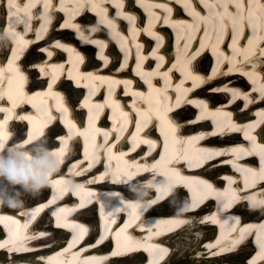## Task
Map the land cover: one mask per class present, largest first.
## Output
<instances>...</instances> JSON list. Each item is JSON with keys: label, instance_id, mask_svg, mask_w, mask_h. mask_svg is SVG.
I'll return each mask as SVG.
<instances>
[{"label": "bare ground", "instance_id": "bare-ground-1", "mask_svg": "<svg viewBox=\"0 0 264 264\" xmlns=\"http://www.w3.org/2000/svg\"><path fill=\"white\" fill-rule=\"evenodd\" d=\"M74 1L80 0H51L49 8L69 9L71 11L70 17L73 19L75 14H81V12H74V10L80 8L79 5L74 6ZM101 1L104 6L97 3L99 9H109L111 4L113 6L119 5L118 3L121 0ZM187 1L188 6L190 7L189 9L193 15L188 13L190 16H179L181 17L180 19L173 16H165L166 9L170 8L172 10L171 12H176L174 10V5H178L179 3L184 5L185 0H163L159 4H150L149 8H157V12L160 14L157 22L164 25L175 26V29L179 31V37H182L183 39L187 38V35L185 34L186 32H188V34L195 32V34H192L195 38L202 35V39L203 36L210 37L212 34H215L216 37L220 39V45L225 44L228 47L236 49L234 52L236 56L235 62L239 71L246 70L245 72H249L250 74L260 73L263 75L260 65L264 63V46L263 44H260V40L262 39L264 41V0ZM14 2L11 0H0V22L5 18V24L0 23V136H2L0 140H3L4 142L3 148H0V155L4 156L3 153L10 155V152H16L21 156L26 157L28 160L42 154L43 151L63 152L61 159H66L71 155L69 161L66 162H69V165L66 166L68 174L70 173L69 176H65L64 173H61L58 177H55L54 172L50 176L51 178H55L50 181L56 182L59 180H68L71 184L78 185V191H73L70 187L66 188V191H68L67 195L70 196L71 194L82 201L80 205L82 208L81 210L85 208L88 211H94L96 208L92 203L101 198L99 192L103 189H99V187L106 185L105 191H110L112 187L111 183L115 178L119 177V179L115 180L122 181H127L129 177L131 178V174L126 173V170L131 168L130 163L133 165L132 168H134V172L142 173V176H144V170L148 168L166 174L169 179H171L168 187L163 184L164 179L159 180V178H156L153 180L156 188H163V196L165 198L172 195L175 190L185 188L186 185L183 178L189 180V191L192 192L191 196L193 198L194 195L200 194L206 196L210 190H216L218 187L219 189H223L225 184L220 183V185L218 183L220 178L219 175L221 173L220 171L221 169H225V166H221L222 164L225 162H231L237 166L239 171L245 166L246 168L242 170L244 173L247 168L251 169L250 164L255 157L246 158L244 163L238 162L237 149L241 148L245 153H257V157H261L263 162L260 170L262 172L251 170L249 175L247 174V176L250 177V182H252V187H256V189L248 191L243 188V191H246L244 199H250L249 201H253V203L257 204H264V183L257 184L260 181H264V132H261L264 129V124L260 125L264 122V107L258 110V113L263 114L259 116L261 121H250L246 118L249 115H254L250 109H240L238 104L235 107L222 105L221 100L224 88L229 90L230 88L227 86H230L232 83L230 77L224 76V71L213 78H206L204 76H198L197 79L188 78V80H190L187 84L189 93L194 91L195 88L196 92L188 95L186 97L187 101L173 104L172 95L166 93L165 89L157 88L156 92L149 89L145 92L144 89H142L141 84L139 82L137 83V78L130 75L128 64H119L118 66H115L114 64L116 63L117 56H115V54H113L114 56L108 54L106 50L104 51V47L108 44L104 36V38L98 36H95V38H89L91 34L98 33L101 30L99 27H108L109 20L106 19V16L101 15L97 19L96 24L90 26L83 23L80 26H77L81 21L80 17L75 20H70L68 23L64 22L63 25L54 27H52L53 25L51 23H45V29L38 32L39 28L44 27V20L42 21L40 18L38 20L34 19L39 11V9H35L36 5H34V2L39 3V1L21 0V5L17 11L15 10L17 3ZM130 3L136 4L134 0H131ZM69 5H72V7ZM5 6L10 8L8 9L7 14L4 13ZM31 7L34 9L32 13L29 12ZM136 7L138 6L136 5ZM52 11L54 10L49 12ZM56 14L57 13H49L48 19L55 18ZM15 17H17V19H13ZM187 18H190V20ZM86 19H90V17H86ZM64 25L68 26L67 28L69 30L71 27H76L77 30L80 31L79 33L83 36V43L78 51L72 52L74 51L72 47L75 45V42H73L69 36H66V33L70 32H65ZM232 25L234 26L231 27ZM224 26L227 27V30H225ZM252 26L253 28H251ZM22 28L25 29L27 33L33 31V35L26 34L23 36ZM47 28L50 30V35L43 38L39 44L34 45V41L42 38L41 34L46 32ZM139 28L140 27L137 26V29ZM247 29L252 32L255 31V36L250 38ZM221 30L228 34L221 38V35L219 36L218 34ZM58 31H60V33L57 35ZM18 32L22 35L18 42H14L12 46L7 45V38L3 35L8 36V38H14V33ZM123 32V41L118 43V48L122 50V53L119 56L121 62L123 59L125 60L128 56H131L133 52H136V49H134L136 42H150L144 33H140L136 41L130 42V36L129 33H127V30L123 29ZM114 34L111 35V38L113 39L116 38ZM163 35L167 39L170 38V35L166 30H163ZM241 35L245 36L244 40H242ZM87 41H90L92 45L95 41H100L102 44V48L96 52L95 58L92 57L94 48L92 45L86 46ZM238 41L241 42L238 43ZM28 47L31 48V54L27 53L25 56H22L23 52ZM7 48L11 50H8ZM61 48L64 51L62 54L63 57L58 56V52ZM40 50L45 52L46 56H41ZM35 52L40 54V56L35 60L33 59V62H31L30 57ZM110 52H114L113 48H111ZM147 52H158L157 55L164 58V61L167 62L161 64L156 63V71L160 69L161 71L163 70L166 72L170 67H172V69H177V66H179L180 63L175 64L174 60H171L170 52L165 50V46L160 49L159 46L153 44L149 46L147 50L143 46L141 57L145 58V69L140 65V59H138L137 68H135L134 71L135 74L138 75V79L145 77L148 79V83L151 82L149 85L155 87V85H159L158 80L154 79L156 76L153 78V75H148V73L152 72L149 70L152 65H154V61H152L150 56L146 54ZM212 55L217 57L218 53L213 52ZM64 56H68L66 61H64ZM208 57V52H203L198 60L193 63L199 64L202 67L206 66V60ZM57 68L58 71L55 72V69ZM230 69L234 68L230 66ZM227 71L228 70L225 69V73ZM11 72H17V76H11ZM144 72L147 73L144 74ZM175 73L176 72L173 71V73L168 75L170 82L175 79ZM47 75H49V77L46 78L45 76ZM64 77H68L69 80H66V78L63 79ZM70 80L78 83L80 87L88 84L86 89L92 87L97 94L95 96H90L87 93L85 94L84 89L74 88L70 83ZM90 82L93 83L89 84ZM225 82L228 85H223ZM239 83L241 84L242 81ZM261 83H264V79ZM18 84H20L21 88H18ZM172 85H174V83H169L167 86L164 85V87L174 89ZM200 86L202 87L200 88ZM119 88H123V94L125 96L120 94ZM102 89L106 90L105 96H102ZM23 90H27L24 96H22ZM127 95H131L132 98L130 99L129 97H126ZM164 95L168 96L167 106L157 102ZM206 95L213 101L207 102L208 99L205 97ZM156 98L157 101L155 100ZM4 99L6 100V103L3 101ZM196 103L201 104L198 109V114L196 116L192 115V117L190 116L191 114L186 115L187 110L190 111V113L193 112V109L189 107L188 104H194L196 106ZM25 105L30 106L31 111H26L24 109ZM100 106L101 108L99 109ZM203 107L204 109L202 110L201 108ZM93 109H96V111L92 112ZM242 109L244 113L238 114V116L232 115L233 112L241 111ZM41 110L44 115L45 111L48 112L47 117L49 118L52 117V113H61L60 117L55 114V117L61 121V124L56 122L53 125L50 124L49 128L45 131H39L42 125H47V121L43 120V122L41 120ZM83 110L86 111V116L88 114L86 121L83 120ZM34 112H36V115H34ZM1 113L4 115L3 119ZM103 114L104 118L109 119V125L105 122L102 123L99 121V117ZM24 115L31 116L27 139L15 142L11 137V140H9L11 131L9 127L14 123L13 127L17 129L16 124L24 117ZM205 118L210 120L209 125L206 123V120H204ZM197 121H200L198 125L195 124ZM35 122H40V124L33 129ZM84 123L85 125H83ZM149 125H151V127L145 133H141L144 129L148 128ZM153 126L158 129V135L156 137H152L150 134L148 135ZM62 129L70 131V134L68 133L61 137L62 133H60V131ZM17 131L16 137L19 138V129H17ZM237 132H240L243 137L247 134L251 138L256 137L258 141L255 144L256 148L254 146L251 148L249 144H239L237 135L235 134ZM208 135L218 137L226 136L231 139L232 142L237 143V147L230 149L227 145V148H224L221 146L222 142L214 143L215 146L211 149L212 152L207 158H205V161L214 158L216 164H213V167L208 171V175H205V173L200 170H191L190 166H194L199 162H204L201 153H205L202 150L206 148L205 139ZM52 136L55 137V139H58L60 142L59 145L52 146L54 145L53 143L52 145H49L50 142L53 141L50 138ZM76 138L85 142L82 156L85 157L84 159L86 160V163L83 162V160L74 161L77 159V156H72L76 155V152L74 151L67 150L68 153H66L65 149L61 152L62 149L66 148V144L69 143L71 139ZM260 139H262V141H260ZM126 140L133 141L129 150H127L128 146H126ZM140 143L156 150L160 148V143H163L164 149L169 147L172 151L178 152L168 156L162 154L160 159L154 161L155 158H148L147 155L150 150L146 147V153L142 157L134 159L135 156L144 152V147H138L135 149L136 145ZM229 151L232 153V156L225 159V157L229 156ZM221 154L224 158L220 157ZM170 158H173V160L172 163L169 164ZM224 159L225 161H223ZM66 163L62 162V166ZM101 164L103 168L102 172H99L98 165ZM227 170L228 168H226V171ZM113 172L117 177H112L113 180L111 179L105 183L109 174ZM77 174H84L82 177L85 178V181L76 182L73 177ZM241 175L246 177L243 173H241ZM148 177L149 176L147 175L144 176V178ZM226 177L230 178L228 188L236 189V184L232 185V183L238 178L232 173L229 174V176L226 175ZM208 180L211 181L209 182L210 185L203 182ZM4 183L5 189L3 185ZM92 183L100 184L95 186ZM145 184L153 186L149 181H145ZM19 185L20 184L10 181L6 176L0 175V208L2 205L6 204L9 194L19 187ZM69 189H71L70 192ZM94 189H98L99 192H94L92 195L88 194L89 191H93ZM142 189V195L138 194L136 189H130L128 200L134 208H127L126 211H122L118 213L117 216H114V218H117L118 225H123L120 228L116 227L114 232L111 230L114 226V218L109 215V212H112L116 203L109 201L108 199L110 198L96 202V204L101 206V208L98 209V213H102V222L107 228L106 233H114L112 239L115 243V250L114 253H110V256L123 255L124 257L120 259H126L128 253H131L134 250L137 251L141 248L143 252L146 253L148 260L139 255L128 257V259L134 257L143 258H138L139 260L134 264H188L197 259L198 261L192 264H219L218 260H208V258H212V252L214 251L212 248L219 246L217 248L219 253H223V255L226 256L222 261L225 259L229 260V262L224 261L220 264H241L239 263L241 260V254H243L246 248L253 249L254 247L251 245L252 241L256 246H259L260 251L253 256L252 254L245 256V258H248L246 264H264V221L258 222V220L254 221V219H252L245 224L240 220V217L242 218V216L239 214H230L229 212L232 211L225 212L223 210H219L218 213L212 214L209 217L206 216L207 220L212 224L216 222L217 225L222 228L218 227V234L215 232L213 235H200V238L207 237L205 239V250L198 251L196 255L193 256L192 253L199 250V248L192 249L193 251L191 253L189 251L192 255L191 258L186 256L181 260L180 258H182V256L177 257L178 250L173 248L174 245L172 246L174 235L177 238L178 235L183 234L187 230H196L197 228L196 224H190L191 227L184 226L182 228L183 230L181 228L176 229L184 224H188L185 215L178 214L180 212L178 211V208L184 202L179 203L171 209L163 210L164 213L162 216L159 210L155 208L156 206L152 205L157 202V200H154L153 194L150 193L151 188L149 186H142ZM29 191L30 189H28V192ZM197 192H200V194H196ZM65 195L66 192L64 191L60 194V197H64ZM179 195L181 194L175 193L170 198H176ZM21 196L22 194L18 195L19 201L22 199ZM181 196L182 201H185V197L183 195ZM26 197L24 196L23 198L24 203L17 201L16 204L18 206L13 208V210L23 209L21 213L28 218L25 225L21 226L22 230L18 229V224H14V227L13 224L5 225L9 228V242L17 247L20 246L29 249V241L40 239L50 234L52 235V232H47V229L43 228L45 224L36 227L40 222L38 221L33 230L27 228V234H24V228L30 226L33 223V219L46 208V205L42 204L44 198H36L38 199L37 202L34 204H28L27 202H30L31 200H26ZM142 197L143 202L138 206V202ZM214 198L221 199L220 201L225 203L221 208H225L231 202L234 203V199L230 197L225 198L214 194ZM240 198L241 197L238 199ZM168 201L169 200L161 203V206ZM199 202L200 201H197L194 205L199 204ZM126 203L128 202L126 201ZM74 205H77L76 201H74ZM117 207L118 204L116 208ZM146 208L149 209L147 213L144 214ZM64 209L67 213L69 212V206L65 205ZM153 209L155 212H151ZM174 209L177 210L173 211ZM45 210L48 213L51 211L49 208ZM206 211L209 210L207 209ZM63 216L64 215L60 214L56 219H63L64 221H62V225L69 227L73 232L76 228H80L81 234L87 230V223L85 220L78 223L75 222L74 217L69 221L68 219L65 220ZM206 217H204V219ZM258 217L259 212L257 215H254V218L258 219ZM4 218H7V216ZM9 220L12 221L13 217ZM15 220L17 223L21 222V218H16ZM44 220L45 219H43V222L41 223H46ZM89 222L92 223V220ZM88 227L92 228L94 226L88 224ZM170 231L173 232L168 235ZM233 233L237 235L234 236ZM22 235H25L24 237L26 238V241L20 243L19 238ZM160 235L166 236L165 240L160 241L157 239ZM125 236L128 238H125ZM109 239L110 238L106 240L104 247L100 248V250L96 247V243H93L89 244L87 248H80L81 245H79L71 251H68V249L64 247V244L56 247L63 242V236L58 234L53 240L48 242L50 243L49 247H51V250H45L41 255L46 259V262L56 264V261H59L58 264H60L62 261L69 259L70 255L77 254L78 251L82 253L84 250L86 251L84 255L77 256L76 259L69 260L63 264H99L105 257L108 263L111 260V264H115L116 259L108 258L109 255L107 249L110 248ZM6 240L7 238H5L4 241ZM78 240L79 238H75L73 242L75 243ZM99 240H102V236H99ZM243 241L245 246H242ZM44 243V241L41 242V244ZM195 245H197V243ZM229 247L231 248L228 250ZM235 247H237L238 251L234 254L229 253L232 252ZM58 249H61V251H56ZM185 254L190 255L188 253ZM200 256H202V259H200ZM171 258L173 259L172 261ZM1 259L2 258H0V260ZM23 261H11L7 264H30ZM0 264L6 263L0 261Z\"/></svg>", "mask_w": 264, "mask_h": 264}, {"label": "clouds", "instance_id": "clouds-1", "mask_svg": "<svg viewBox=\"0 0 264 264\" xmlns=\"http://www.w3.org/2000/svg\"><path fill=\"white\" fill-rule=\"evenodd\" d=\"M3 146V140H0V148ZM61 155L60 152L43 151L42 154L33 157L31 160L16 152H10L8 157L0 155V175L6 176L13 183L22 184L26 189L39 192L50 183V175L60 167ZM68 187L72 188L73 191L79 190L78 185L68 182L65 188L57 189V198ZM17 206L16 202L9 201V207L15 208ZM193 207L194 205H188L183 211L191 210ZM252 207H256V205L253 204Z\"/></svg>", "mask_w": 264, "mask_h": 264}, {"label": "rangeland", "instance_id": "rangeland-1", "mask_svg": "<svg viewBox=\"0 0 264 264\" xmlns=\"http://www.w3.org/2000/svg\"><path fill=\"white\" fill-rule=\"evenodd\" d=\"M70 31V30H69ZM40 56V54H38L37 52H35L31 57H30V61L33 62V59L35 60L36 58H38ZM41 56H43V52L41 51ZM45 56H46V53H45ZM202 110L204 109L201 108ZM183 114V113H182ZM191 114L190 111H186V115H189ZM34 115H36V112H34ZM29 117V118H28ZM30 118L31 116L30 115H24V117L22 119H20L18 121V123L16 124L17 125V129H19V135L20 137L22 136L23 134V128H26V133H28L29 131V123H30ZM29 125V126H28ZM23 128H22V127ZM28 126V127H27ZM19 127V128H18ZM14 128V127H13ZM17 129L14 128V131L15 132H18ZM24 137V136H23ZM51 140L52 138L55 139V137H50ZM67 138V137H65ZM20 187V188H19ZM19 187H17L13 192H11L7 198V201H6V208L9 209V201H14L17 203L18 200V195L22 194V199H20L21 203H24L23 201V198L24 196L27 198L26 200H31L30 202H27L28 204H34L35 202L38 201V199L42 198L43 195H44V192L43 190H40L39 192H35V191H32L30 190L28 192V189H26L23 185H19ZM24 190V191H23ZM38 198V199H36ZM175 199V200H174ZM19 201V202H20ZM184 202V200L182 201V196L179 195L177 196L176 198H172L170 199L167 203H165L163 206L160 207V209L162 210H166V209H171L172 207H175L176 205H178L179 203H182ZM174 205V206H173ZM82 217L83 218H87L88 220L90 219L91 220V213L87 212V213H83L82 214ZM89 220V221H90ZM46 221V219L44 220V222ZM43 222V220H41L39 222V224L37 225V227H40L41 224H44V223H41ZM61 235L63 236V233L62 232H53L52 233V239L55 238L56 235ZM181 233V232H180ZM200 233V234H199ZM212 234V230H205V229H200L199 232L198 231H195V229H189L187 230L186 232H184L183 234H180L176 237H174V242L172 244L173 248L175 250H178V254L176 255L177 257L179 256H182V258H180L181 260H183V257L185 258L186 256L187 257H190L191 258V252L194 250V249H198L199 248V242L201 241V239L203 238H200V235H204V236H208ZM195 239V240H194ZM199 239V240H198ZM172 240V241H173ZM198 241V242H197ZM197 243V245H195ZM195 245V246H194ZM184 246V247H183ZM194 246V247H192ZM190 248V249H189ZM193 249V250H192ZM180 251V252H179ZM190 251V253H189ZM248 251H250V248H246L245 251L243 252V254H241L240 258L243 257L244 255L246 256V253H248ZM188 253L190 255H187L185 253ZM181 253V254H180ZM175 255V254H174ZM0 258H5L4 256L0 257ZM141 259L140 257H134V258H126V259H121V260H117L115 264H134L136 261H138L139 259ZM200 259H202V256H200ZM173 259L171 258V261ZM178 263V262H177Z\"/></svg>", "mask_w": 264, "mask_h": 264}, {"label": "snow or ice", "instance_id": "snow-or-ice-1", "mask_svg": "<svg viewBox=\"0 0 264 264\" xmlns=\"http://www.w3.org/2000/svg\"><path fill=\"white\" fill-rule=\"evenodd\" d=\"M59 46V45H58ZM0 138H2V136H0Z\"/></svg>", "mask_w": 264, "mask_h": 264}]
</instances>
